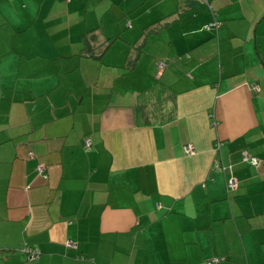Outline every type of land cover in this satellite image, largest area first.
Wrapping results in <instances>:
<instances>
[{"label":"crops","instance_id":"0c3cea01","mask_svg":"<svg viewBox=\"0 0 264 264\" xmlns=\"http://www.w3.org/2000/svg\"><path fill=\"white\" fill-rule=\"evenodd\" d=\"M213 257L264 264V0H0V264Z\"/></svg>","mask_w":264,"mask_h":264},{"label":"built area","instance_id":"2783aa9c","mask_svg":"<svg viewBox=\"0 0 264 264\" xmlns=\"http://www.w3.org/2000/svg\"><path fill=\"white\" fill-rule=\"evenodd\" d=\"M201 1L207 3V0H201ZM162 65H163L162 62L158 63L159 68L162 67ZM84 145L88 150L90 149V139L89 138L84 139ZM185 151L187 154H193L194 153V149L191 148V146H189V145H187L185 147ZM243 160H245L251 164H256L258 161L256 157H249L246 152L243 153ZM217 167H218L217 169L224 171V172H227L229 174L227 181H226L228 190L235 189L237 186V180H236V177L233 175L232 170L229 167H225L223 165L222 166L217 165ZM37 170L39 173H44L45 167L42 164H39L37 166ZM67 245L68 246H74V243L71 241H67ZM23 252L26 254L27 259L30 261L37 260L40 256V254H39L40 252L36 248L25 247V248H23ZM220 262H221L220 258L213 257V258L207 260L206 264H220Z\"/></svg>","mask_w":264,"mask_h":264},{"label":"trees","instance_id":"16d2710c","mask_svg":"<svg viewBox=\"0 0 264 264\" xmlns=\"http://www.w3.org/2000/svg\"><path fill=\"white\" fill-rule=\"evenodd\" d=\"M237 187V186H236ZM236 189V188H235ZM234 190V189H233ZM39 250V249H38ZM39 252H40V250H39ZM39 254H41V253H39ZM218 258H220V257H218ZM222 258H220V260H221ZM221 262H222V260H221Z\"/></svg>","mask_w":264,"mask_h":264}]
</instances>
